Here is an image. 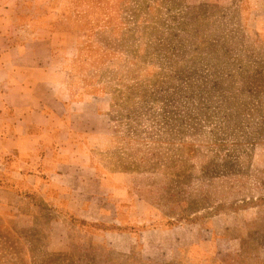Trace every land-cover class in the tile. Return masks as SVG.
<instances>
[{
  "label": "rangeland",
  "instance_id": "374dc122",
  "mask_svg": "<svg viewBox=\"0 0 264 264\" xmlns=\"http://www.w3.org/2000/svg\"><path fill=\"white\" fill-rule=\"evenodd\" d=\"M19 6L75 35L91 101L43 176L0 162V264H264V0Z\"/></svg>",
  "mask_w": 264,
  "mask_h": 264
},
{
  "label": "crops",
  "instance_id": "0c3cea01",
  "mask_svg": "<svg viewBox=\"0 0 264 264\" xmlns=\"http://www.w3.org/2000/svg\"><path fill=\"white\" fill-rule=\"evenodd\" d=\"M22 1L0 0V162L12 159L20 181L45 173L41 164L33 175V160L47 163L73 146L67 131L78 117L73 107L91 101L75 100L66 82L75 35L35 24L36 9L21 8Z\"/></svg>",
  "mask_w": 264,
  "mask_h": 264
},
{
  "label": "trees",
  "instance_id": "16d2710c",
  "mask_svg": "<svg viewBox=\"0 0 264 264\" xmlns=\"http://www.w3.org/2000/svg\"><path fill=\"white\" fill-rule=\"evenodd\" d=\"M36 18L34 20L35 24H39L41 26H46V25H50L51 29H53V31L55 32H65V31H69V28H67L65 31L61 30V26H59V24L57 23H53L52 19L50 17H52L50 15V12L47 11V9H44L42 12H39V10L36 11Z\"/></svg>",
  "mask_w": 264,
  "mask_h": 264
}]
</instances>
